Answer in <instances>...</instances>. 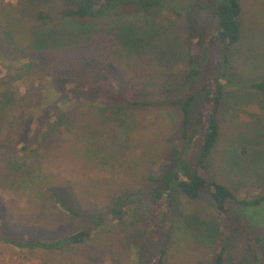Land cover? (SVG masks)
<instances>
[{"label":"rangeland","instance_id":"374dc122","mask_svg":"<svg viewBox=\"0 0 264 264\" xmlns=\"http://www.w3.org/2000/svg\"><path fill=\"white\" fill-rule=\"evenodd\" d=\"M62 1L0 0V10L8 7L20 13L29 31L63 26L69 33L68 20L53 16ZM239 1L240 40L228 48L231 62L222 65L228 76L222 81L219 137L209 157V173L204 175L248 198L264 192V94L246 86L264 79V0ZM207 2L175 0L156 11L76 20L91 31L75 43L60 47L34 48L32 42H9L8 29L0 28V78L29 65L19 79L0 83V93L7 88L5 92L11 91L13 96V106L0 119V264L139 263L135 242L142 241L146 230V210L135 200L147 193L145 176H161L162 164L171 161V147L183 149L188 144L196 150L198 139L193 137L192 128L199 103L191 107L184 143L177 105L169 101L148 107L113 105L105 102L103 95L87 97V91L101 88L107 80L111 90L121 91L128 98L136 92L159 94L162 89L175 100L197 94L196 86H192L195 78L185 79L190 67L188 50L200 42L198 69L204 74L210 65L215 67L220 54L219 45L208 49L216 27L214 6L189 13L190 4ZM43 9V18L38 19L35 15ZM116 22L133 24L142 34L143 48L138 54L120 48L109 31ZM190 30L198 35L187 40ZM170 44L172 55L161 52V56L159 51ZM85 62L91 66L80 70ZM76 87L84 92L74 93ZM65 91H71L73 100L62 103L53 113L52 101ZM99 104L107 106L104 113L97 110ZM40 107L52 120L64 109V127L52 134L38 162L29 161L31 166L19 170L7 168L4 157L24 156L20 148L33 135L35 115L23 117L24 109ZM43 184L60 193L63 201L79 213L105 216L119 205L124 214L97 227L84 243L64 250L22 249L2 241V237L51 240L83 226L84 217L61 208ZM172 205L173 216L181 218L176 223L182 221L185 230L173 232L168 239L163 264H210L227 236L230 241L225 264H252L242 247L240 223L217 211L209 190H202L196 200L176 191ZM235 207L231 214L239 211ZM188 216L197 225L187 223ZM162 227L164 237L167 226Z\"/></svg>","mask_w":264,"mask_h":264},{"label":"trees","instance_id":"16d2710c","mask_svg":"<svg viewBox=\"0 0 264 264\" xmlns=\"http://www.w3.org/2000/svg\"><path fill=\"white\" fill-rule=\"evenodd\" d=\"M174 1L175 0H63L53 16H55L54 18H65L64 20H68V25L70 27L69 33L63 26L53 29L50 28L47 31H29L28 24L22 19L21 14L19 13L18 15L16 11L6 7L5 10H0L2 14L0 28L5 27V29H8L6 31V38L9 39V42L13 40L17 44L22 41H25V44L32 42V47L34 48H47L48 46H53V44L60 47L75 43V41L85 37L84 33L89 34V31H91L90 28L84 29V25H79L76 20L96 18L100 15L125 17L127 15L147 12L148 10L156 11L160 6L168 3L170 4ZM190 5L189 13L202 9L208 10L214 6L212 15L216 21V27L215 33L209 39L210 44L208 49L219 45L217 47L218 50L220 47L218 50L220 54L218 53L219 56L217 57L218 60L216 61L215 67L213 68L210 65L205 74L198 69L201 50L199 47L200 42H195V44H193L194 47H191L190 51L188 50L187 63L190 67L185 75V79L193 80V78H195L192 86H196L198 90L196 92L197 94L193 92L180 100H175L167 97L168 92L162 89L159 94L136 92L131 95L133 98H128L121 91L111 90L110 84L106 80L101 88L88 89L87 97L90 95L96 97L98 95H103L106 99L105 102H111L113 105L123 104L131 107H148L169 101L179 108L183 129L181 139L184 143L189 129L188 125L191 107L194 103L196 105L199 103L194 121L195 126L192 128L193 137L198 139L196 150L193 151L188 144L185 146L187 148L183 147V149L178 146L171 147L168 154L171 161L162 164V168H160L161 176L154 177L151 174L145 176V180L147 181V184H145L147 193L144 192L139 198L140 200H135L146 210V217L144 220L146 230L143 232L142 241L140 243L137 241L135 242L138 264H163L167 253L168 239L173 236V232L179 233L185 230L182 221L179 222V224L176 223V221L181 220V218L178 219L173 216L174 211L172 207L174 206L172 205V198L174 192L179 191L187 199L196 200L204 189L209 190L210 197L220 214L227 216V218L229 217L230 220L235 219L240 223L241 239L244 243L242 247L249 253L252 264H264V236L261 235L260 230L264 225V192L259 195L243 198L234 194L223 183L204 175L210 169L209 157L219 137V116L224 92L222 81L228 76L227 71L222 68V65L224 67L228 66L226 65L230 60L228 48L235 45L240 40L241 3L239 0H217V3L216 0H208L206 5L200 3H192ZM44 11L46 10L43 9L42 11H38L35 16H37L38 19H42ZM109 31L115 36L120 48L125 49L126 52H135L138 54L142 50L143 46L141 45L142 41L140 38L142 34L137 32L133 24L116 22L114 25L112 24ZM197 35L198 32L190 30L186 38L189 40ZM170 45L159 51L161 56V52L166 55H172L173 46ZM224 50H226V53ZM86 66L91 65L85 62L82 64L80 70H83ZM27 67H29V65L25 64L22 68L26 69ZM23 69L18 68L13 72L12 76L10 74V77L5 76L4 78H0V83L6 81L10 83L11 81L19 79ZM202 74L204 75L202 76ZM246 86L249 89L264 94V79L250 82L246 84ZM5 90H7V88H4V90H2L3 92L1 91L0 93V119L2 113L13 106L12 92H5ZM71 91H65L61 95L56 96L52 101V105L55 106L53 113L59 111L62 103L73 100L70 99ZM82 91L83 90L78 87L73 90L74 93H81ZM68 103L70 104V102ZM101 106L102 105L99 104L97 110L99 109L104 113V107L107 106ZM44 110L43 107L39 109H24V114L22 113L23 117L35 115L33 135L31 136V140L20 148L24 156L8 154L4 157L5 166L7 168L19 170L31 166L29 161L33 164L38 162L41 157H44V150L50 142L52 134H54L56 130L61 131L62 126L64 127V109H62L63 111L60 110L61 114H58L59 117H57L58 115L55 116L54 120L50 119V114L47 115L49 112L47 113L45 111V113H42ZM42 180L44 179L42 178ZM43 185L46 189V193L54 198L57 203L60 204L61 208L69 211L73 216L84 217L83 226L74 232L51 240L35 239L24 241L18 238L2 237V241L22 249L41 248L45 250H64L74 245L84 243L93 235L97 227L109 223L113 219H121L124 214L123 208L119 205L112 207L105 216L94 217L95 215L88 212L79 213L68 206L66 200L63 201L60 193L50 191V186L47 184ZM126 198L127 196L122 198V200ZM233 206H236L235 209L239 210L235 214H231ZM194 211L197 212V209ZM239 212L241 213L239 214ZM156 220L158 223H155ZM167 220L170 222L168 225ZM186 221L187 223H195V225H197L192 217H186ZM231 222V224H234L233 221ZM164 225L167 226V232L163 237L161 230ZM199 226L193 227V230L199 229ZM208 229L210 230V228H207L206 233H209ZM229 241V236L224 238L222 244L211 259L210 264H225L226 248L229 245Z\"/></svg>","mask_w":264,"mask_h":264}]
</instances>
